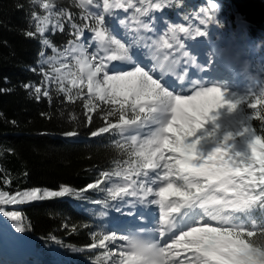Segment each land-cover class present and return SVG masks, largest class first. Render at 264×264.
I'll return each instance as SVG.
<instances>
[{
	"label": "snow or ice",
	"instance_id": "6c2138e0",
	"mask_svg": "<svg viewBox=\"0 0 264 264\" xmlns=\"http://www.w3.org/2000/svg\"><path fill=\"white\" fill-rule=\"evenodd\" d=\"M29 2L43 10L31 12L34 31L24 34L40 38L44 85L55 84L69 102L83 100L89 123L99 114L104 126L90 135H116L121 158L79 191L67 185L0 190V215L24 232L21 211L6 206L82 198L96 189L106 194L97 205L118 212L142 205L144 211L126 213L137 220L155 206L158 216L152 229L92 232L86 247L103 250L93 264H264V222L251 218L264 211V63L247 83L221 73L215 59L221 52L209 31L222 26L216 0L178 13L183 22L162 18V29L155 13L181 8L184 0H72L81 23L53 0ZM116 10L129 13L117 20L122 34L110 23ZM65 20L73 38L61 50L45 34L63 32ZM45 48L53 54L45 56ZM22 86L51 101L48 87Z\"/></svg>",
	"mask_w": 264,
	"mask_h": 264
},
{
	"label": "trees",
	"instance_id": "16d2710c",
	"mask_svg": "<svg viewBox=\"0 0 264 264\" xmlns=\"http://www.w3.org/2000/svg\"><path fill=\"white\" fill-rule=\"evenodd\" d=\"M216 2L220 5L218 18L222 26H209V31L218 50L230 46L254 68L260 67L264 63V0ZM53 3L57 9L67 8L74 21L81 23V9L72 0H53ZM205 4L206 0H184L181 8H165L155 13L160 21L158 27H165L164 17L183 22L178 13L195 11ZM32 11L43 13L39 5L29 0H0V89L6 90L0 91V190L15 192L30 187L58 190L60 185H67L79 191L94 182L100 172L111 170L113 161L121 158L113 144L118 137L110 133L92 137V131L104 126L99 114L93 113V121L89 123L83 100L69 102L55 84L44 85L39 69L47 70L48 65L38 63L45 58L38 55L42 50L40 38L24 34L34 31ZM64 29L53 34L50 28L45 34L61 50L73 38L66 20ZM44 51L45 56L53 54L50 49ZM226 59L223 61L227 62ZM236 81L247 83L248 79L238 74ZM30 82L34 87H48L51 101L42 95L39 100L29 95L30 90L22 85ZM252 123L259 131L260 122L254 119ZM69 131L78 134L68 137L65 133ZM5 177L11 179L10 184L4 183ZM105 196L92 189L84 192L82 198H52L6 206V209L21 211L29 236L26 243L31 250L22 257L13 252L11 242L0 243V264H93L103 250L86 247L92 243L90 234L113 230L111 225L119 214L115 206L104 208L93 203ZM123 209L121 206L120 211ZM101 212H107V216H100ZM251 218L257 223L264 222V211H255ZM64 224L69 227H62ZM72 225L77 227L75 232L71 231Z\"/></svg>",
	"mask_w": 264,
	"mask_h": 264
},
{
	"label": "rangeland",
	"instance_id": "374dc122",
	"mask_svg": "<svg viewBox=\"0 0 264 264\" xmlns=\"http://www.w3.org/2000/svg\"><path fill=\"white\" fill-rule=\"evenodd\" d=\"M93 11H96V9H91ZM129 13H125L122 10H116V14L114 16V18H110V23L115 27L118 28L119 33L122 34L123 30L119 29V25L117 23L118 19H122L125 16H127ZM91 38V33L88 32L87 30H85V38H84V43L87 44L88 43V39ZM217 46V44H215ZM93 48L95 47V45L93 44L92 46ZM90 51L92 50L91 48L89 49ZM232 49H230L229 46H226L225 49H223L221 52V55L216 57L215 59L217 60L219 66H220V62L225 59V57L227 58L228 52L231 51ZM235 54V58L231 59V58H227L229 61H227L228 63V71L230 70H236L235 72L244 76L246 79H248V76L250 74H254L258 71V68H254L250 63H247L246 60L244 59V57L240 54ZM116 63V62H114ZM247 64L248 65V72L244 71V65ZM123 67H126L125 65H122ZM221 68V67H220ZM223 68H221V72H223ZM231 73V72H230ZM238 75H234V79L236 80V77ZM122 207L124 208L123 211H119L118 217L114 219L113 224L111 225V228L113 230H119L120 233H127V231L130 228H135L134 225H136V221H135V215L133 216H129L126 215V213L128 212H134V213H138V211L140 210H144L142 205H136L135 209H133L130 205H122ZM6 210H12V209H6ZM148 213H152V216L156 219L158 216L157 210L155 209V206H151V209L148 210ZM150 216V215H149ZM155 221V220H154ZM144 222V221H143ZM155 223V222H153ZM142 226H138L136 228H139ZM146 229H150V228H146ZM29 240V236L27 234V231L25 230L24 232H19L17 230V228L11 224V222L9 221V219L3 217L2 215H0V243L1 245H6L8 244V242H11L12 246H13V252L19 256L24 255L25 252L30 251V246L26 243V241ZM110 247H112V245H110Z\"/></svg>",
	"mask_w": 264,
	"mask_h": 264
}]
</instances>
